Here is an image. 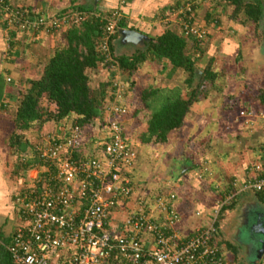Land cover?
Wrapping results in <instances>:
<instances>
[{
    "label": "built area",
    "instance_id": "obj_1",
    "mask_svg": "<svg viewBox=\"0 0 264 264\" xmlns=\"http://www.w3.org/2000/svg\"><path fill=\"white\" fill-rule=\"evenodd\" d=\"M192 10L190 3L181 6L176 21L182 23ZM82 17L79 12L43 14L0 0V23L8 41L12 31L61 32ZM120 19L119 8L110 11L96 46L111 72L104 129H97L87 152L78 127L39 135L43 144L33 146L37 161L27 168L29 183L13 196L18 223L3 245L10 264H225L221 247L213 244L222 206L241 191L259 194L264 201V167L253 163L243 182L233 180L229 190H218L212 209L187 235L176 230L173 194L166 199L158 194L150 204L135 199L122 218H113L134 192L129 169L135 151L123 129L126 85L109 50ZM186 29L198 44L206 34L195 25L183 24ZM238 115L244 119L253 113L241 110ZM258 116L264 119L263 112Z\"/></svg>",
    "mask_w": 264,
    "mask_h": 264
},
{
    "label": "crops",
    "instance_id": "obj_2",
    "mask_svg": "<svg viewBox=\"0 0 264 264\" xmlns=\"http://www.w3.org/2000/svg\"><path fill=\"white\" fill-rule=\"evenodd\" d=\"M97 1L99 4L106 3L109 6H116L119 10L124 9L126 21L130 23L133 30L146 37L160 34L168 22L174 24L176 22L175 14L177 9L186 3H190L192 6L194 5L193 24L200 25L201 28L206 31V37L217 32L219 30V24L217 23V20H212V22L209 23L206 22L204 17L205 13L218 16L223 12L221 7H219L214 0L211 1V3L209 0L207 8L203 4L204 0ZM74 2L80 4L82 0H75ZM175 2L179 5L175 6ZM11 3L12 5L23 6L28 10L43 14H55L53 12H56L57 14L63 10H68L69 6H71L69 0H11ZM5 32L2 24H0V151L7 153V138L12 132L10 113L13 112L14 104L17 100L15 90H22L26 86L24 81L27 79H37L39 77L44 62L51 56L60 40L58 39V32H37L30 34L28 32L12 31V44L7 46V43L5 42ZM116 39L117 37L115 36L114 40ZM233 41L234 40L232 39L226 38L223 39V42L219 41L218 44L215 42L208 47H204L200 63H203L204 65L206 62L212 61L213 53L218 50L222 51V53L234 56V58L238 57L237 55H239L240 47ZM217 47L219 49H217ZM114 48L116 53H120V55L130 54L129 51L121 49L120 47ZM152 66L156 67L150 61L146 60L135 72L136 75L134 74L129 78L130 82H132V78L135 76L136 81L138 80V84L140 83L139 80L142 81L143 84L139 91L148 88V86L152 85L154 81L156 82V79L154 81H152V79L148 80L149 70ZM157 67H161V70H164L162 72L164 73V77L169 78L168 82H172L174 71H170L166 61L162 60ZM104 68L105 66L102 67L99 65L95 69L86 72L88 76V85L91 89H96L99 85L106 83L109 76H111V72ZM9 76L11 77V80H13L12 84L8 83L10 82ZM6 79L9 80L6 81ZM122 79L126 82L128 81L124 77H122ZM163 81H165V78ZM133 85H131L132 88L130 86L128 94L131 102V105H128L130 111L134 104H136V98L139 92L137 88H135L136 92L133 90ZM209 89L210 88H205L206 91L204 90V96L190 105L181 128L177 131H170L167 133L166 142L162 144L140 143L137 138L138 134H136L134 138H131L129 133H125L126 138L128 135L127 139L133 144L134 148L138 147L141 151V149L145 147L143 153H141L143 159L141 160V166H147V164L153 165L154 163L155 170H158V173L155 176H153L152 173H149L148 176L144 175L140 177V175L138 176L139 172L137 173L136 171L137 163L135 164L134 162L132 164L129 169V179L133 186L134 193L136 194L134 200H147L146 202L150 204L151 199L158 194L163 195L165 199L168 194H173L174 200L172 205L179 216V220L175 227L181 236L187 235L194 226L199 223L201 224L203 217L214 206L217 191H211L213 183L215 187L227 191L231 188L233 180H236V182L240 184L243 180L249 177L247 168L253 163H259L264 167V119L262 116H258V113L263 112V110L257 107L256 101L254 100V102H249L245 99L246 101H244L242 106L237 108V101H230L233 99V96H226V94L225 96H219V98L215 97V100H217L216 102L221 104V106L226 104V107L229 108L230 105L234 103L236 105V110L229 116H226L222 113L223 111L219 109V114L222 117V120L220 119L217 121V124H214V118L217 115V111L215 110V107L213 108L209 105L210 103L207 102L212 95V93L208 91ZM224 100L228 103H222ZM241 110H249L253 113V116L243 119L238 115V112ZM105 116V111H103V121ZM195 116H198L199 119L197 118V120H194ZM128 119L130 120L129 123H127ZM194 122L197 124L195 127L196 131H194L195 133H200L201 127L204 128V126H209V129H214L219 135L218 137L223 139L222 142H225L226 146H231L230 149L227 147L222 151L221 145L223 144L220 143L218 145L219 150L216 151V149H218L217 147L214 152L211 151L208 155L207 152H203V155L206 157L202 155L197 157L198 153L193 152L197 150L195 145L186 141L188 129L191 124H194ZM184 123L186 124L184 125ZM234 125L235 129H232V126ZM64 126H66L65 123L52 124L51 122H46L39 128L40 130L36 132L39 136L45 132H53L54 129H65ZM229 126L231 129H229ZM145 128L146 126L144 123L135 122L132 118H129V115H126L124 118V132L129 129L127 132H139L140 134ZM95 129H104V127L99 128L97 125L89 124L88 127L82 128L81 143L84 152L89 150L91 140H93L98 134V130ZM23 133L25 132H22L21 134ZM232 135L234 142L228 141L232 139ZM259 135L262 136L263 139L261 138L262 141L257 143L256 137L259 138ZM26 141L30 146H35L31 144L29 138H27ZM32 143H35V141ZM180 147L183 148L184 153H179L178 151L177 154L179 155H175V152L179 150ZM187 150H189V152H186ZM242 150H245V152H241ZM159 173H162V175L158 176ZM149 176H153V178L151 179ZM199 178L203 180L201 181ZM6 183V179L0 175V212L6 211L7 213H10V215H15L16 206L13 202V193L15 191H11L9 189L11 186ZM207 183H212L211 188H209ZM136 188H138V190ZM132 202L134 201L131 200L130 203ZM233 202L234 204L231 203L233 211L230 212V214L234 212L233 216L231 215V223H229L228 226L225 224V232L223 234L224 239H228L231 245L235 240L231 239V237L227 238L229 233H234V239L239 238L241 230H247L245 225H249L252 222L253 217H255L254 214L256 213V217L258 218L262 217V214L264 213V201L254 192L241 191L236 195ZM255 202L259 203V206H256ZM132 206H134L133 203L130 207ZM127 208H129V202L124 205L121 204L113 213V218L116 220L122 218ZM250 210H252V216L248 214V211ZM195 211L200 212L201 215L198 217L195 216ZM241 215L246 218L243 226L238 223ZM236 231H238L237 236L235 234ZM220 247L225 264H229L225 260V252L232 255L234 261L236 260L235 253L223 249L222 245H220ZM248 247L245 246L244 252L246 253L247 250H250L251 253L248 254L250 257L256 246L253 247L252 245H249ZM251 264H264V253L259 259H255Z\"/></svg>",
    "mask_w": 264,
    "mask_h": 264
},
{
    "label": "trees",
    "instance_id": "obj_3",
    "mask_svg": "<svg viewBox=\"0 0 264 264\" xmlns=\"http://www.w3.org/2000/svg\"><path fill=\"white\" fill-rule=\"evenodd\" d=\"M74 1L69 0L71 5L69 9L63 10L57 15L79 12L83 15L82 20L76 24H70L58 33L60 41L51 56L44 62L39 77L27 79L24 81L26 86L22 90H15L17 100L12 112V132L7 138V148L18 157L20 156V159H26L27 163L22 164L21 161L18 163L19 168L23 170L33 162L36 163L37 154L27 141H21L20 133L17 132L30 129L39 131V128L46 122L65 123V129L78 127L81 130L88 127L89 124L97 125L99 128H103L105 124L102 112L110 99L109 83L106 82L96 89H91L88 85L86 72L99 65L104 67L103 58L98 53L96 46L109 13L116 6H109L106 3L99 4L97 0L80 4ZM214 1L221 7L223 12L220 14L224 15L226 19L239 22L241 25H246L249 22L255 23L257 20L260 7L255 0ZM178 5L175 2V6ZM124 12V9H120L121 19L117 22V27L118 29L133 30L130 23L126 21ZM191 12L186 19L181 18L182 23L168 22L160 34L152 37L147 36V40L142 42L140 50L137 49L131 54L114 55L112 42L109 46L119 76L129 81V89L134 84L133 81L130 82L129 78L146 60L155 66H159L161 61L165 60L170 71L181 70L185 73L184 92L181 93L178 87L149 85L148 88L138 92L136 104L131 111L127 105L129 118L135 122L144 123L146 126L145 130L138 134L137 138L140 143L162 144L166 142L167 133L181 128L190 105L204 96L205 88H208L207 86L211 84L215 76L208 69L210 61L202 67L199 66L203 46L198 44L196 38L187 29L183 30V24L194 25L193 10ZM204 17L209 23L216 20L219 15L213 16L205 13ZM9 34L12 36V32ZM115 36L112 37L113 41ZM9 43L12 44V41ZM194 69L200 71V76L196 84L192 85ZM256 99L258 108L264 113V87L259 89ZM41 102L51 105L52 109L42 106ZM41 176L43 177L44 174ZM257 195L259 196V194ZM229 207H232L231 204ZM223 241L226 240L223 238L220 243L214 241L213 244L219 247L225 244L226 249L233 251L230 243L226 244ZM0 249L2 251L0 264H10L4 247L2 246Z\"/></svg>",
    "mask_w": 264,
    "mask_h": 264
},
{
    "label": "rangeland",
    "instance_id": "obj_4",
    "mask_svg": "<svg viewBox=\"0 0 264 264\" xmlns=\"http://www.w3.org/2000/svg\"><path fill=\"white\" fill-rule=\"evenodd\" d=\"M211 1H213V0H210V3H211ZM82 2L85 3V2H88V0H82ZM208 3H209V0L203 1V4L206 6V8L208 7ZM222 3H224V2H222ZM53 13L56 14V12H53ZM216 20H217V23L219 24L218 25L219 30L215 33L210 34L209 37H206V34H205L203 40L199 43V45L203 46L202 48H204V47H208L210 44H213L215 42H217V44L219 41L223 42V39L228 38V39L234 40L233 42L236 43L240 47V50H239V55H237L238 57H235V58H234V56L222 53V51H219V50L215 51L212 55V61H210L208 64V69L211 70L215 74L213 80L211 81V84H209L207 86L208 88H210L208 91L210 93H212V95L210 94L211 97H209V100H207V102L210 103L209 105L212 106L213 108L215 107V110L217 111L216 113L218 115V116L216 115V117L214 118L215 119L214 124H217V121H219L220 119L222 120V117L219 114V109L221 111H223L222 113H224L226 116H229L231 113L235 112V110H236L235 106L236 105H237L236 107L238 108L239 106H242V104L246 100H248L249 102L257 101L256 96L258 94V91H259V89L264 87V22H259L258 24H257V22H255V23L249 22V23H246V25H241L239 22L237 23L235 21H231L229 19L224 18V15H222V14H219V17H217ZM195 26H198V24H196ZM198 27L200 29H202L200 25ZM202 30H204V29H202ZM10 41H12V37L9 39V41L5 39L7 46L10 45V43H9ZM217 49H219V48L217 47ZM166 64L168 65L167 62H166ZM199 65L202 67L203 63L199 62ZM159 70H160V72H159ZM163 71L164 70H161V67H157V66L151 67V69L149 70L148 80L152 79V81H154L156 79V82L154 81L152 83V85L154 87L155 86L168 87V88L178 87L181 90V93L184 92L183 80L185 77V73L182 72L181 70H178V71L175 70L173 72L172 82H168L169 78L164 77V73H162ZM135 72H134V74H135ZM5 76H7V75H5ZM110 77L111 76H109V78L107 79V82H109ZM164 78H165V81H163ZM120 79H121V81H124L122 79V77H120ZM132 79L135 83L133 85V88H134L133 90L135 91V88H137V90L139 91L140 87L143 84L142 81L139 80L140 83L138 84L137 83L138 80L136 81L135 76ZM12 82H13V80H11V77H10V82H8V83L12 84ZM125 85H126V88H125L126 91L124 92L125 93V95H124L125 96V103H126V105H131L130 98L128 96V94H129V88H128L129 82L125 81ZM225 95L226 96H228V95L233 96V99H231L230 101H233V100H234V102L237 101L236 105L234 103L233 104L230 103L231 105L228 108V107H226V104H223V106H221V104H218L216 102L217 100H215V97L219 98V96H225ZM224 102H225V100L222 103H224ZM225 103H228V102H225ZM41 105L44 107L47 106L50 110L52 108L51 105L47 104L46 102H41ZM14 106H15V104H14ZM224 107H226V108H224ZM10 116L12 117V113H10ZM200 116H202V115H200ZM197 118L199 119L198 116H195L194 120H197ZM225 120H226V118H225ZM129 122H130V120L128 119L127 123H129ZM185 124L186 123H184V125ZM196 126H197V124H196V122H194V124H191V126L189 127L188 134H187L188 136H187L186 141L188 143H192L193 145H195V147L198 151L196 150L193 152L198 153L197 157H199L200 155L206 157L205 155H203V152L204 153L207 152V155L211 151L214 152L215 148H217L220 143L223 144V145H221L222 151L228 147L225 145V142H222L223 139L218 137L219 135L216 133V131L214 129H209V126H204V128L203 127L200 128L201 129L200 133H198V132L195 133L194 131H196V129H195ZM232 127H233L232 129H235L234 128L235 125ZM11 129H12V127H11ZM229 129H231L230 126H229ZM128 130L129 129L125 130V133H129V136L131 138H134V136L136 134H139V132H137V133L136 132H134V133L133 132L132 133L127 132ZM136 131H137V129H136ZM23 132H25V133L21 134L22 132H17V133H20L21 141H26V139L29 138L31 141V144H33V145H42L43 144V142L40 140L35 129H30V130L23 131ZM207 133H208V136H207ZM127 138H128V135H127ZM261 138H262V136H260V135H259V138L256 137L257 143H260L262 141L263 138L262 139ZM34 141H35V143H32ZM228 141L234 142L233 135H232V139L228 140ZM31 147H33V146H31ZM230 147L231 146L229 145L228 149H230ZM133 149L135 151L134 162H135V164L137 163L136 171H137V173L139 172L138 176L139 175H140V177H142L144 175L148 176L149 173H152V175L155 176L158 173V170H155L154 163H153V165L147 164V166H141V160H143L141 157V153H143V150L145 149V147H143L141 149V151L139 150L138 147L137 148L133 147ZM217 150H219V147H218V149H216V151ZM178 151H179V153H184V150L182 147H180V149L175 152V155H179V154H177ZM186 152H189V150H187ZM241 152H245V150H242ZM18 158H19V160H18ZM20 161L22 164L27 163L26 159H23V158L20 159V156L18 157L17 154L10 152V149H8V148H7V153L0 151V175H2L6 179V182H7L6 184H9L11 186V187H9V189L11 191H15L13 194L17 193L18 191L23 190L26 187V185L29 183V180L26 177L28 169H25V170L20 169L19 164H18V163H20ZM161 175H162V173H159L158 176H161ZM153 176H151V177L149 176V177L152 179ZM201 178H204V177H201ZM201 178H199V179H201ZM202 180L203 179H201V181ZM201 184H202V182H201ZM207 185H209V188H211L212 183L211 184L207 183ZM136 189L138 190V188H136ZM219 189L220 188L216 189L214 187V183H213V187H212L211 191H213V192L217 191V194H218ZM135 197H136V194L134 192H132V195H130V199L128 201L129 207L132 205V203H134V202H132V203H130V202H131V200L134 201ZM145 201H147V200H145ZM231 203L234 204L233 201H231ZM186 204H187V202H186ZM229 205L222 206L220 213L218 214L217 219L215 221L214 226H215L217 233L215 235L216 238L215 237L214 238L216 239V242H218V243H220V241L223 240V238H224L223 234L225 232V224H226V226H228V224L231 223V215L233 216V213H234L233 212L230 214V212H232L233 209H232V207H229ZM255 205L259 206V203L255 202ZM231 206H232V204H231ZM251 211L252 210L248 211V214H250V216H252ZM17 223H18V220L16 219L14 214L10 215V213H7L6 211L0 212V248L2 247V244H5L7 242L13 226L16 225ZM230 230H231V227H230ZM230 230H229V232H230ZM235 234L237 236L238 231H236ZM233 236H234V233L233 234L229 233L228 237H227V238L231 237V239L235 240L234 242H232V245L230 244L233 247V251L228 250V249L227 250L235 253L236 260L234 261L232 255H230L228 252L227 253L225 252L226 262L229 264H248L249 259H250L248 254H250L251 252H250V250L249 251L247 250V252L245 253L244 252L245 246H247V247L249 245H252L253 247L255 246L254 235L251 233V231L244 229V230H241L239 238L234 239ZM225 240L226 241L225 242L223 241V242L228 244L229 243L228 239H225ZM224 246H225V244H224ZM224 246H222L223 249H226ZM248 249H249V247H248ZM1 253H2V251L0 249V255H1Z\"/></svg>",
    "mask_w": 264,
    "mask_h": 264
},
{
    "label": "water",
    "instance_id": "obj_5",
    "mask_svg": "<svg viewBox=\"0 0 264 264\" xmlns=\"http://www.w3.org/2000/svg\"><path fill=\"white\" fill-rule=\"evenodd\" d=\"M116 37L117 39L112 42L113 47H117V48L120 47L121 49L129 51L130 54L137 49L140 50V48L142 47V42L147 40L146 36H143L142 34L129 29H119L116 33ZM114 55H120V53H116L115 48H114ZM199 76H200V71L198 69H194L191 80L192 85L196 84ZM254 216L255 217L257 216L256 213L254 214ZM245 219H246L245 216L241 215L238 223L241 224L240 221L241 220L244 221ZM257 219L259 221V226L261 228L259 229L258 233L254 234L255 246H256L255 256H254L255 259H259L264 253V213L262 214V217H258ZM245 228L249 230L247 225H245Z\"/></svg>",
    "mask_w": 264,
    "mask_h": 264
},
{
    "label": "flooded vegetation",
    "instance_id": "obj_6",
    "mask_svg": "<svg viewBox=\"0 0 264 264\" xmlns=\"http://www.w3.org/2000/svg\"><path fill=\"white\" fill-rule=\"evenodd\" d=\"M255 1L257 3H259V7H260L259 13H258V16H257V20H256V22L258 24L259 22H264V0H255ZM240 223H241L242 226L244 225V221L243 220H241ZM247 226H248L249 231H251V233L253 235L255 233H258L259 229L261 228L259 226V221H258L257 217H253L252 222L249 225H247ZM3 245L4 244H2V246ZM254 256H255V249H254V251H252V254L250 255V259H249V263L250 264L254 262V260H255Z\"/></svg>",
    "mask_w": 264,
    "mask_h": 264
}]
</instances>
